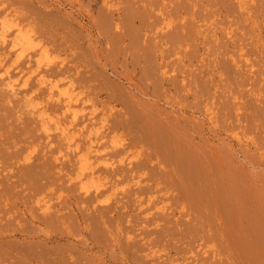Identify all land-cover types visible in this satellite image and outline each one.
<instances>
[{
	"label": "rangeland",
	"instance_id": "rangeland-1",
	"mask_svg": "<svg viewBox=\"0 0 264 264\" xmlns=\"http://www.w3.org/2000/svg\"><path fill=\"white\" fill-rule=\"evenodd\" d=\"M0 264H264V0H0Z\"/></svg>",
	"mask_w": 264,
	"mask_h": 264
},
{
	"label": "bare ground",
	"instance_id": "bare-ground-1",
	"mask_svg": "<svg viewBox=\"0 0 264 264\" xmlns=\"http://www.w3.org/2000/svg\"><path fill=\"white\" fill-rule=\"evenodd\" d=\"M6 35H4V33L2 34L1 33V37H2V41H5V37ZM12 45L13 46H15V45H19V43H17V38H15V39H13L12 40ZM18 48V47H17ZM23 55V50L21 49L17 54H16V59L18 60L21 56ZM11 85V84H10ZM15 86V84H12V89H13V87ZM60 94H64V93H61V92H59ZM65 95V94H64ZM65 98H66V100H65V102H66V104H65V109L66 110H69L70 108L72 109V107H71V105H72V98L69 96V95H67V96H65ZM72 112V111H71ZM73 116H74V114H73ZM75 120V119H74ZM56 128L59 130V132L62 134V135H64L65 137H67L68 138V135H67V133H68V131H67V128H65V127H61V126H56ZM146 128H148V127H146ZM166 128V127H165ZM144 129V128H143ZM162 129H164V128H162ZM147 130V129H146ZM159 130V129H158ZM167 130V129H166ZM167 131H169V130H167ZM143 132H146L145 131V129H144V131ZM153 133V132H152ZM145 134V136L148 138V136H149V134L148 135H146L147 134V132L146 133H144ZM154 134V133H153ZM159 134V132L157 133V135ZM171 136H172V133H171ZM158 138H159V141H160V143L163 141V144H164V142H165V140H167V138L165 139V140H162V138H161V140H160V137H159V135L157 136ZM165 138V137H164ZM174 140V139H173ZM171 141V140H170ZM170 141H168V143H170ZM167 143V141L165 142V145H168V144H166ZM175 144L177 143V142H174ZM162 144V143H161ZM171 144V143H170ZM179 146L181 145V144H178ZM169 146V145H168ZM178 146V147H179ZM182 147V146H181ZM180 148V147H179ZM171 149V148H170ZM174 149V148H173ZM175 149H176V151H177V146L175 147ZM181 149V148H180ZM179 149V150H180ZM172 150V149H171ZM173 151H175V150H173ZM183 153H184V150H183ZM192 156V155H191ZM181 156H179V158H180ZM187 157H189V155L187 156ZM178 158V159H179ZM182 158H184V156L182 157ZM181 158V159H182ZM186 158V157H185ZM191 158V157H190ZM188 159V158H187ZM186 160V159H185ZM184 162V161H183ZM186 162V161H185ZM188 162H189V159H188ZM191 162H194V161H191ZM195 162H197V159L195 160ZM178 163L180 164V162H179V160H178ZM200 164V163H199ZM194 165V164H193ZM181 166V165H180ZM196 167V166H195ZM200 167V166H199ZM182 168V167H181ZM180 168V169H181ZM184 168H185V166L183 165V170H184ZM196 168H198V167H196ZM192 169V168H191ZM195 169V168H194ZM190 170V169H189ZM201 170V169H200ZM191 171V170H190ZM196 171H197V173L199 174V172H198V170L196 169ZM189 172V171H188ZM202 172H200V174H201ZM191 174H193V175H195L194 174V170L192 171V173ZM197 174V175H198ZM184 175H185V172H184ZM192 176V175H191ZM190 177V176H189ZM192 177H194V176H192ZM197 177H200V176H196V178ZM202 177V176H201ZM200 177V178H201ZM191 178V177H190ZM196 180V179H195ZM194 180V181H195ZM189 181V180H188ZM200 181V180H199ZM197 181H195L194 183H196ZM198 183V182H197ZM196 183V184H197ZM195 184V185H196ZM197 185H199V183L197 184ZM194 186V185H193Z\"/></svg>",
	"mask_w": 264,
	"mask_h": 264
}]
</instances>
